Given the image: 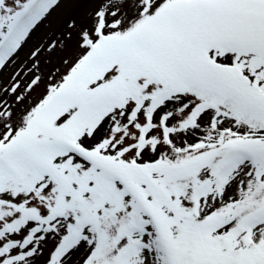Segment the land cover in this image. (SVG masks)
Here are the masks:
<instances>
[{
  "label": "snow or ice",
  "instance_id": "snow-or-ice-1",
  "mask_svg": "<svg viewBox=\"0 0 264 264\" xmlns=\"http://www.w3.org/2000/svg\"><path fill=\"white\" fill-rule=\"evenodd\" d=\"M0 264H264V0H0Z\"/></svg>",
  "mask_w": 264,
  "mask_h": 264
}]
</instances>
